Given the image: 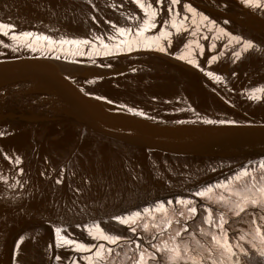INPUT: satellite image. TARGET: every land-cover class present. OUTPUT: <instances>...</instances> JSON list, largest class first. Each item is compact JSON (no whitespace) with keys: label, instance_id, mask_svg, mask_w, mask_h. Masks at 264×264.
<instances>
[{"label":"water","instance_id":"water-1","mask_svg":"<svg viewBox=\"0 0 264 264\" xmlns=\"http://www.w3.org/2000/svg\"><path fill=\"white\" fill-rule=\"evenodd\" d=\"M184 2L261 50L242 53L237 60L232 51L241 46L233 41L225 47L227 37L214 40L215 26L199 16L193 20L192 14L184 13ZM175 12L182 15L175 16ZM175 12L178 25L188 15L183 23L198 34L192 36L182 29L178 34L172 29L169 54L134 50L106 57L97 45L91 48L89 59V46L59 41H92L99 35L112 43L107 34L113 30L104 20L131 24L125 18L142 15L136 5L128 0H92L91 4L85 0H0V22L15 23L18 31L39 32L56 42L51 45L54 51L44 41L35 43L37 51L21 47L13 52L0 46V264H53L47 245L55 227H67L73 238L95 243L83 226L95 222L131 235L111 217L176 197L193 199L198 206L215 211L219 198L229 196V189L253 183L250 177H239L229 188L191 196L245 165L251 170V165L264 160V99H248L253 88H264V14L245 8L239 0H181ZM166 16L162 11L159 18ZM165 30L160 25L147 35ZM0 40L12 43L2 36ZM213 43L216 48L210 47ZM180 55L185 59L176 58ZM213 55L217 59L209 64ZM188 59L204 70L194 68ZM108 64L111 67H105ZM207 71L219 75L221 81L206 76ZM128 108L144 115H134ZM196 113L199 118L237 124H204ZM4 154L19 156L21 164L14 165ZM252 174L258 186L264 183L258 168ZM60 176L64 179L57 185ZM76 189L81 190L79 194ZM249 211L264 226L259 219L264 211ZM199 221L198 212L195 223L189 221V233L207 243L209 238L200 236L196 227ZM175 227L163 233L165 240ZM233 227L239 230L229 232L235 238L249 230L246 222ZM149 230L155 231L151 226ZM182 236L192 240L188 233ZM21 238L17 251L14 245ZM120 251L112 264H131L133 253ZM56 252L65 258L76 256L68 249ZM246 261L242 257V264ZM63 264H69L68 259Z\"/></svg>","mask_w":264,"mask_h":264},{"label":"snow or ice","instance_id":"snow-or-ice-1","mask_svg":"<svg viewBox=\"0 0 264 264\" xmlns=\"http://www.w3.org/2000/svg\"><path fill=\"white\" fill-rule=\"evenodd\" d=\"M129 3L136 5L140 9L142 15H131L127 19H131L132 23H123L117 25L110 21L104 20V23L109 24L112 32L107 34V41L99 35L93 37L92 41L87 39L83 41H59L60 44H84L89 46V59H91V48H99L103 50L104 56H111L113 54L131 53L134 50L156 51L158 53L169 54V49L173 47L172 29H175L179 34L181 29L184 33L191 31L192 36L198 34L197 30L190 28L183 23L188 21L189 16L183 15V21L178 25L175 16H181L182 13L175 12L177 5L181 4V0H128ZM239 2L247 9L253 12L259 11L264 14V0H239ZM85 3L91 4L92 0H85ZM221 6V5H218ZM226 7V5H222ZM184 13L192 14L193 20L199 16L201 21L207 22L215 26L217 36L214 40H220L222 37L228 38V44L235 41L240 45L239 50L233 49L232 56L237 60L240 59L242 53H247L250 50L260 51L261 49L251 40H244L240 36L232 35L223 27H219L216 20H210L208 16L203 13H197L190 3L184 2L182 4ZM162 11H166L167 16L160 19ZM175 12V16L173 13ZM171 17V18H169ZM96 17L93 18V23L96 22ZM99 19H103L99 17ZM224 25H228L227 19L223 20ZM163 25L167 30L160 31L159 35H147L158 30V26ZM209 31H212L210 28ZM0 36L7 38L12 43H6L0 40V46L4 48H11L13 52L23 47L30 51H37L34 46L40 41L46 42L49 51L55 49L51 47L54 42L49 36L42 35L39 32H32L27 30H17L15 23L0 22ZM201 38L207 40L208 37ZM161 41H164L163 43ZM195 42V41H194ZM188 47V45H185ZM200 52H204V48L197 43ZM211 48H216L213 43ZM115 50V52L113 51ZM79 51V50H78ZM80 55H84L80 52ZM179 60H184L185 57L180 55L176 57ZM59 59V57H57ZM215 55L211 56L208 63L216 60ZM235 62V61H233ZM95 63V61H93ZM187 63L194 68L204 69L199 64L195 63L193 59H188ZM105 67H111L110 64ZM135 71V69H133ZM209 78H214L215 81H221L219 75L214 76L212 71L205 72ZM235 75V72L232 73ZM257 92L264 94V88H253L251 94L248 96L250 101H260L264 99V95L258 96ZM87 94V93H86ZM98 100H106L108 103H113L106 97L97 96ZM134 115H144L133 108L127 109ZM189 111H194L189 109ZM199 122L209 125H235L237 121L222 120V119H203L199 118V113H196ZM197 121H193L195 123ZM178 123H184L178 121ZM3 135V133H0ZM4 159H10L14 165L21 164L19 156H9L4 154ZM251 164V162H249ZM260 170L259 180L264 181V160L256 162L251 165H245L242 169L237 171L233 176L225 180H218L214 185L208 184L201 187L199 190L191 193L194 197H204L206 193L212 192L214 189L229 188L232 182L239 177H250L253 183L246 184L237 189H229V196H221L217 201L218 207L214 211L212 207L204 204L197 205L193 199L186 197H176L173 199L160 200L147 207L137 210H128L124 214L115 215L111 217L118 225L125 226L127 232L131 235H124L122 231L114 232L106 228H102L100 224L93 222L90 225L83 226L88 237L95 243H86L81 240L73 238L67 227H55L52 229V242L47 245L48 249L52 251L51 257L53 264H63L65 259H68L69 264H112L114 256H120V250H130L133 255L129 257L131 264H242V257L247 258L246 264H264V226L257 224V216L249 211V208L260 209L264 211V183L257 185V177L252 173L256 169ZM215 171V169H213ZM22 173V169H19ZM45 175V173H41ZM0 179H3L0 177ZM64 177H57L55 183L60 185ZM7 183V180H4ZM17 183L20 181L17 180ZM9 187H12L9 185ZM81 190L76 189L77 194ZM235 197V199H231ZM175 206H182L183 210L177 209ZM223 207L226 211H220ZM172 211L169 213L168 209ZM200 214V221L196 225L199 229V235L208 237L207 243L196 239V234L189 233V221L195 223L197 214ZM160 215L157 216L156 214ZM231 215H228V214ZM179 217V218H175ZM175 218V219H174ZM234 218H239L236 221ZM264 221V216L259 217ZM150 221V223H149ZM231 221V223H230ZM236 222H246L249 224V230L243 232L238 238L231 237L230 231H239L233 227ZM173 224L176 225L174 233H170L167 240L163 238V233L172 229ZM207 225L208 228H204ZM154 229L155 231H150ZM147 233V235H145ZM182 233H188L192 240L185 239ZM23 238L17 241L14 248L18 251ZM159 240V243L155 241ZM193 242L195 246H193ZM134 246V247H133ZM57 249H68L75 253V258H65L57 254Z\"/></svg>","mask_w":264,"mask_h":264},{"label":"trees","instance_id":"trees-1","mask_svg":"<svg viewBox=\"0 0 264 264\" xmlns=\"http://www.w3.org/2000/svg\"><path fill=\"white\" fill-rule=\"evenodd\" d=\"M230 176H232V175H230ZM230 176H228V177H230ZM228 177H226V178H228ZM226 178H224V179H226ZM224 179H222V180H224ZM215 184V183H214Z\"/></svg>","mask_w":264,"mask_h":264}]
</instances>
